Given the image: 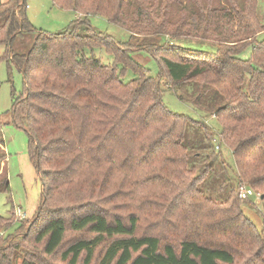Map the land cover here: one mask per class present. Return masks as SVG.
<instances>
[{"label":"trees","instance_id":"16d2710c","mask_svg":"<svg viewBox=\"0 0 264 264\" xmlns=\"http://www.w3.org/2000/svg\"><path fill=\"white\" fill-rule=\"evenodd\" d=\"M224 1L53 0L79 15L54 34L28 20L27 0H0V65L7 62L9 75L17 69L24 87L12 93L13 125L27 134L42 181L35 221L0 239V264H49L69 231L89 235L62 252L69 264L83 255L91 264L102 246L99 264H264V232L242 210L250 200L239 198L248 187L264 206V0ZM90 17L126 30L129 40L92 27ZM24 34L35 35L34 45L16 54L13 43ZM186 41L213 44L217 52L189 54ZM133 48L156 61V78L141 72ZM98 50L113 59L128 52L109 66ZM126 70L136 78L126 81ZM184 85L191 95L179 99L209 112L217 136L164 104L167 89ZM216 137L232 153L236 187L216 156ZM197 138L202 144L192 146ZM0 150L7 151L1 141ZM5 160L0 154L2 168ZM210 180L223 200L206 193ZM1 220L6 230L14 225ZM143 226L148 231L140 234ZM23 250L34 254L25 261Z\"/></svg>","mask_w":264,"mask_h":264},{"label":"rangeland","instance_id":"374dc122","mask_svg":"<svg viewBox=\"0 0 264 264\" xmlns=\"http://www.w3.org/2000/svg\"><path fill=\"white\" fill-rule=\"evenodd\" d=\"M5 1V0H2ZM207 1V0H206ZM218 1V0H214ZM224 0H221V2ZM225 2V1H224ZM27 18L39 31H45L54 34H63L71 26V24L79 18V15L69 8L61 9L55 6L53 0H27ZM262 5V6H261ZM261 10L263 9V1H261ZM91 26L111 35L116 41L120 43L127 42L129 40V33L117 26L108 23L101 17H90ZM35 35L24 34L19 37L14 43L12 50L16 54H24L28 52L34 45ZM259 40H264V33L259 36ZM160 46H164L167 43L165 38H161L158 42ZM183 45L185 50L188 48L189 54L210 55L217 52V46L209 43L189 42L186 41ZM176 45V44H175ZM174 45V46H175ZM5 46L0 45V58L5 55ZM128 50L124 51V54L117 55L116 58L107 56L103 50L96 52V57L105 64L112 66L120 56H126ZM182 54H184L182 52ZM131 58L134 59L142 68V73H148L146 75L157 77L160 69L156 61L146 52L139 49H132L130 52ZM250 52L246 54L249 57ZM115 65V64H114ZM125 76L126 81H130L136 78L135 73L130 70H126L120 73ZM164 82H168V78L164 75ZM23 79L19 71L13 68L11 75L8 73L7 62L2 61L0 65V119L3 124V130L0 134V141L5 144L6 147V159L4 161L3 168L0 164V169L4 170V174L1 176L3 170L0 173V217L10 219V225L12 227L6 230V221L1 220V224H5L0 229V239H5L10 235H14L17 231L19 223L22 224V232H26L30 228L31 223L35 221L38 210L41 206L42 200V181L41 178L33 166L29 156V140L27 134L17 129L13 125V98L12 93L17 95L23 92ZM191 86L184 85L179 87L176 92L167 89L163 94L164 104L173 112L183 114L191 117L196 121H202L208 124L214 129V134H219V128L215 121V118L211 116L209 112L200 110L198 106L191 103L182 101L179 96H183L185 99L191 95ZM218 132V133H217ZM204 134V133H203ZM216 151L217 145L221 142L220 137H216ZM203 138H197L191 140V145L202 144ZM220 146V145H219ZM216 156L219 157V161H226L230 173L228 177V184L236 187L239 183V179L231 172L232 167H235L234 159L230 150L223 144L219 147ZM210 150L205 151V156L212 154ZM0 154L5 155L4 152ZM218 161V162H219ZM208 160L207 163H209ZM230 166V167H229ZM9 187V188H8ZM206 193L213 198L223 200L226 195L219 190V186L214 180H210L204 185ZM129 202V201H128ZM242 210L247 218H249L260 232H264V206L260 200L256 197L250 199L242 205ZM148 224L153 222L151 217H148ZM143 231L140 234L147 232V228L143 226ZM89 236L85 233H74L69 231L65 238V244L61 248L60 252L53 258H47L49 264H69L61 259L62 252L75 240ZM99 248L91 262V264H99L103 255V248ZM28 249V248H27ZM32 249V248H31ZM34 254L31 250L21 251V258H25L27 261L28 253ZM40 252V251H39ZM85 255H83L78 264H84ZM18 264H23V259H20ZM237 264H243L239 261Z\"/></svg>","mask_w":264,"mask_h":264},{"label":"built area","instance_id":"2783aa9c","mask_svg":"<svg viewBox=\"0 0 264 264\" xmlns=\"http://www.w3.org/2000/svg\"><path fill=\"white\" fill-rule=\"evenodd\" d=\"M219 145H217V150L219 149ZM256 197L258 200L261 199L260 194H256L251 188L241 187L239 190V198L242 201L250 200L251 198Z\"/></svg>","mask_w":264,"mask_h":264}]
</instances>
